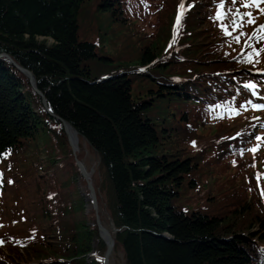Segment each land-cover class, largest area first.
<instances>
[{
    "label": "trees",
    "instance_id": "trees-1",
    "mask_svg": "<svg viewBox=\"0 0 264 264\" xmlns=\"http://www.w3.org/2000/svg\"><path fill=\"white\" fill-rule=\"evenodd\" d=\"M95 1L97 12H110L116 18L124 16V20L134 19L132 24L140 31L139 36L136 33L124 35L122 40H130L135 47L130 45L127 51L122 52L125 57L121 58L120 67L118 65L121 63L112 61L113 58L98 55L96 44L78 37L80 12L91 0H0V54L7 55L32 73L46 108L53 115H49L28 78L6 57H0V198L11 181L8 177L21 181L31 176L32 169L21 171L23 167L29 168L31 161L37 170L41 167L37 163V156L40 152L43 154V145L51 139L56 137V140L62 141L61 144L57 142L58 147L67 150L66 154L72 157L61 124L63 120L76 130L79 140L85 142L98 158L101 179L97 182V189L102 197L101 206L117 230L113 234V252L121 253L122 264H264L262 158V164L257 166L263 173L259 186L253 171L257 159L255 167L250 163L252 173H241V179L235 181L241 182L242 192L245 189L253 192L248 194L259 205L262 214L251 212V201L240 205L246 208L244 214L256 215L255 222L261 232H249L246 228L241 232H231V227L236 223L235 230H241V220L238 223L241 209L223 222L221 217H210L200 211H184L174 203L184 190L185 182L197 191L207 187L205 190L212 199L211 188L208 187L211 179H202L200 185L198 179H185L198 171L201 155H204L205 163L221 161L224 165L228 162L234 169L243 170V163H238L237 156L244 159L241 151H245V144L251 139L250 128L245 130L248 133L245 136L241 131L240 134L218 135L225 127L209 128L216 129L214 136L218 135L217 139L191 156L185 155L183 161L175 146L187 140L191 147L196 148V131H203L209 124L217 126L226 124L227 120H237L241 114H251L249 101L264 105V75H258L259 71H255L264 66V52L258 58L253 57L254 61L259 60L258 63L245 62V57L253 48L263 49L259 43H264V40H246L250 28L261 21L263 14L254 7L245 10L239 3L233 5L231 0H225L223 25H227L231 33L226 36L221 31V22L215 19L220 0H183L188 10L174 40L178 6L182 0ZM236 8L241 14L252 12L256 18L255 24L250 26L245 17L242 29L234 31L231 21ZM261 8H264V4H261ZM166 10H172L171 15ZM132 11L137 13L136 19L131 16ZM162 14L164 22L160 24ZM194 15L201 18L198 23L206 21L209 27L212 26L216 37L224 36L227 40L225 46H235L237 53L231 57L220 56L223 50H219L222 44L219 39L218 46L210 45L211 49L206 51L211 58L204 59L202 50L189 43L195 38L192 29ZM95 18L90 14L87 23L94 22ZM148 19L152 25L149 33L143 34L142 31L146 29H142V26ZM95 26L97 22L93 24ZM240 32L245 35L236 43L234 37ZM101 36L104 34L101 33ZM46 39H51L52 43L47 45ZM140 39L143 40L141 49L137 47ZM245 41L252 48L247 47ZM192 47L200 53L191 56ZM133 50L137 59L131 57ZM97 59L102 62L100 66L91 64ZM218 61H227V64L213 70L207 68ZM201 69L204 70L199 72ZM245 84L256 87L247 89ZM233 86L238 92V101H235V95L227 94ZM254 90L256 95L252 94ZM206 101L210 108L216 104V111L199 115L201 121H186L188 113L177 111L176 106L186 102L200 105ZM228 104L240 114L233 117L230 112L226 113ZM260 111L264 116V110ZM177 114H180L183 126L191 129L193 137L190 140L179 130L175 132L176 129L169 123V119H176ZM262 115L260 117L263 118ZM218 116H223V119H217ZM231 144L236 145L231 149L232 158L229 157ZM78 146L80 148V143ZM193 158L197 161L194 162ZM67 165L69 171L79 174L74 163L68 162ZM7 169L8 172L12 171V177ZM64 182L63 187L67 190L72 182ZM219 182L226 188L225 179ZM69 191L72 192L71 189ZM55 196L47 194L49 204L57 206L64 202L63 199H60L62 203L56 199L54 201ZM70 197L72 200V193ZM81 205L80 209L83 207ZM65 207L64 204L57 207L61 214L59 217L66 214ZM72 208L75 210V206ZM42 217L46 221L49 218L45 210ZM14 220L0 212V241L3 242L0 245H4L3 249L9 256L0 253V264H24L33 260L42 262L51 259L54 253L69 251L65 248L60 250L62 246L55 248L57 253L42 248L41 240L46 238L53 241H56V237L74 240L75 244L71 247L75 250L70 252L71 257L89 252L102 255L105 250L98 238L95 223L88 226L82 222L79 225L82 234L73 235L65 230L67 225L62 227L60 223L50 233H46V228L34 226L26 234L32 240L19 244L11 237L10 225ZM30 245L34 249L45 250L42 251L44 254L30 250ZM19 249L24 250L25 254L19 255ZM59 255H56L57 258H61L62 255ZM95 263L101 264L100 261Z\"/></svg>",
    "mask_w": 264,
    "mask_h": 264
},
{
    "label": "rangeland",
    "instance_id": "rangeland-1",
    "mask_svg": "<svg viewBox=\"0 0 264 264\" xmlns=\"http://www.w3.org/2000/svg\"><path fill=\"white\" fill-rule=\"evenodd\" d=\"M96 1L91 0V2L86 5H84V10L82 9L79 16V30H78V37L80 40H87L94 44H96V51L97 54L100 56H105V58H113L112 61L121 63V58L124 59V55H122V52L127 51V47H135L133 44L130 43V40H122L124 38V35L126 33L132 34L136 33L137 36L141 35L140 31L132 24L134 19L132 20H124V16H121V18H116V15H111V13H99L96 11L95 8ZM237 3L241 5V0H237ZM181 3L179 2V5ZM124 7V6H123ZM245 9V8H244ZM246 10V9H245ZM165 12L170 13L171 11L166 10ZM177 13V12H176ZM93 14L95 16V21L91 22L90 24L87 23V17ZM117 14V13H116ZM131 16H133L135 19L137 17V13L134 11L131 12ZM161 21L160 24L164 22L163 14L161 15ZM200 17H197L194 15V22L192 24L193 33L195 35L194 39L189 40V43L191 46H198L200 50H202L201 56H203L204 59L211 58L209 54L206 53L207 50L211 49L210 45L216 47L219 45V39L222 42L221 48L219 50H223L222 54L220 53V56L223 55L224 57H231L232 55H235L237 53V48L233 45L225 46L224 43L227 42L226 38L224 36H219L214 29L208 26L207 22H199ZM130 25H126L128 22ZM97 22V26L95 28L93 27V24ZM152 22L150 19H148L146 22L143 23L142 29H146V31H142V33H149V28L151 27ZM260 25H264V14L262 15L261 21H259L258 24H255L252 26L249 30L248 38L246 40H249V37L252 35V33L258 28ZM140 28V27H139ZM99 30V32H97ZM165 31V30H164ZM157 32V31H156ZM162 32V31H160ZM103 33L104 36L100 37V34ZM135 36V37H137ZM40 41L43 39H39ZM47 45L52 43L51 39L45 40ZM255 41H257L255 39ZM140 46L137 45L139 49L142 48L143 40L140 39ZM201 43V45H200ZM209 43V46H207ZM196 44V45H195ZM260 45L262 44L264 49V43L260 42ZM225 46V47H224ZM200 51L197 48L192 47V55H198ZM133 59H137L138 57H135L134 50L131 55ZM235 59V58H233ZM120 60V61H119ZM137 61V60H136ZM227 62V61H226ZM226 62L221 63V61H218L217 63L214 62L211 65H209L207 68H211L210 70L217 69L222 66V64H227ZM91 64H95L100 66L102 62H100L99 59L94 60L91 62ZM108 64H112L109 63ZM122 65L119 64L118 67ZM263 66V65H262ZM204 69L199 70L203 71ZM255 71H259L258 75H264V66L256 69ZM239 91V89H238ZM222 92V91H221ZM256 95V90H254ZM237 90L236 87L233 86L230 92H227L228 95H235L236 100L238 101L239 97H237ZM253 94V93H252ZM254 95V94H253ZM252 96V95H251ZM139 97H142V94H139ZM253 97V96H252ZM209 99V98H208ZM207 99V100H208ZM234 101V104H235ZM215 106L214 104L213 108H210L208 105V102H201L200 105H192L188 102L182 104L181 106H176L177 111H183L182 113H188L186 117V121L192 122L194 119H201L199 118V115H206L207 112H215ZM175 107L174 105L172 106ZM230 108V104L227 105V111ZM251 114L243 115L241 114V117H239L237 120L234 121H226V124H219L216 126V124H209L207 125L208 128H205L203 131L195 133L198 134L197 136V147L193 148L190 146V143L187 142V140H182L180 146H175V150L180 153L181 161L185 159L186 156H191L194 152H197L198 149L204 147L209 142L212 143V140L215 141L217 139L218 135H229L234 132V134H240L239 131H241L242 136H245L248 133H245V130L250 128V136L251 139L248 140V142L245 144L246 149L243 152L244 159H240L238 157V163H243V170L240 172L239 169H234L235 167L230 166L228 162L226 164L222 165L221 161H215V162H207L204 161V155L199 157L201 160L199 161V169L196 171L195 175H191L190 177H186L187 181H191L192 179H198V184L200 185L202 182V179H211V184L208 186L211 188L212 192V199H209L211 196L208 195L206 192V188H203L204 190H194V188H190L188 185H186V182L183 186V191L181 192V195L179 196V199L175 200V204L183 209L184 211H200L202 213L207 214L210 217L216 216L223 218V222L227 219L226 217L231 216L234 212H237L241 209V218L239 219L238 223L241 220V230H235L237 227L234 224L231 227V232H241L243 229L246 228V231L249 232H261L259 230V226L256 225V215L251 214H244L245 207L241 206L246 201H251V212L262 214L260 211L259 205L256 204L254 201V198L250 195L251 191L249 189H245V192H242L241 188V182H235L237 179H241V173H252V166H250V163L254 164L257 159V165L255 167L254 171V179H256L257 174H261V177L263 173L260 172L259 164H262L261 159L264 161V142H260V148L259 151L253 155L249 149L255 147L258 143L256 140L257 136L264 137V116L262 115L263 111H254L251 110ZM260 114L263 116L260 117ZM264 114V113H263ZM252 119V122H251ZM169 123L174 126L177 130L180 131V134L183 136L188 137L190 140L193 137L192 132L190 131V128H186L183 126V122L180 120V114H177L176 119H169ZM225 127L224 131L219 133L216 137L214 134H216V129H209V128H222ZM64 130V129H63ZM190 131V132H186ZM165 133V131H164ZM196 134V135H197ZM204 134V135H203ZM209 134V135H208ZM203 135V136H202ZM53 138V137H52ZM68 140V139H67ZM61 144L62 141L56 140V137L51 139V141L47 142L43 145V154L41 152L37 156V163L41 165V167H38V170L36 165L33 164V161H31V165L29 168L23 167L21 168V171H27L29 169H32V175L29 177H26L23 180L19 179H12L8 177V180H11L12 183H7L8 186L5 188L2 198H0V212H4L6 215V218L8 219H14L15 220L10 225L11 230V237L13 240L17 241L19 244H24L32 238L30 236H27L28 229L33 228L34 226L38 228L45 229L46 233H50V230H53L56 228V226H59V223L62 225H67L65 228L66 231H70L73 234H82V232H79V225H82V222H86V225L92 226L93 223H95V217L94 212L92 208V204L90 203L88 199V191L86 184L83 180V178L80 176V174L75 175V172L69 171L68 162L74 163L73 159L70 155L66 154L67 150L63 151L58 147V143ZM78 143H80L79 148V157L81 161L84 163L87 171L89 173H92V184L97 194V203L99 208V218L101 221V225L105 229H109L110 226V217L108 218V215L104 208L101 206V195L99 196V192L97 189V182L99 179H101L98 169V158L96 154L90 149V147L83 142L82 140H79ZM168 144V142L166 141ZM69 144V143H68ZM236 145H232L230 147V155L229 157L232 158V151L231 149L235 147ZM243 146V147H245ZM79 147V146H78ZM173 147V146H172ZM171 147V148H172ZM242 147V148H243ZM66 149V146H65ZM235 152V151H234ZM238 152V151H236ZM207 153V152H205ZM197 156V155H196ZM35 157V156H34ZM194 159V158H193ZM253 159V160H252ZM251 160V162H250ZM197 159H194V162H196ZM247 162L249 163V166H247ZM264 164V162H263ZM48 165V166H47ZM50 165V166H49ZM9 169V168H8ZM7 173L12 177V171ZM264 170V167H262ZM77 173H79L78 170H76ZM223 181V179L226 180L225 185L226 188H224L223 185L220 184L219 180ZM231 179V180H230ZM71 180V186L65 190L63 187V184L68 183V181ZM246 184V182H245ZM247 186V184H246ZM2 189V186L0 187V190ZM73 194V199L71 200L70 197V191ZM74 191V192H73ZM98 192V193H97ZM50 193L52 195L56 194L54 197V201L63 199L64 207L66 214H63L61 217H59V212L57 210V207L61 206L62 204H59L57 206L51 205L46 200L47 194ZM250 193V194H248ZM75 197V198H74ZM260 199V197H259ZM70 201H73L70 203ZM260 202V200H259ZM83 205L82 209H80V205ZM241 204V205H240ZM81 205V206H82ZM75 210L70 207H74ZM258 209V210H257ZM44 210L49 215V218H47V221L45 218L42 217V214L44 215ZM250 213V212H248ZM58 218L59 221H58ZM259 219V218H258ZM58 221V222H57ZM96 225V224H95ZM63 227V226H62ZM97 227V226H96ZM81 231L82 230L81 228ZM98 232V229H97ZM246 233V232H245ZM243 233V235H245ZM98 238L101 240L103 245H106L104 241L100 238L98 233ZM4 239V237L2 238ZM29 239V240H28ZM41 240V239H40ZM12 241V240H11ZM43 245L42 248H48L53 253L58 252L55 248H60V250L68 249L69 251L65 252H59L54 255H52L50 258L44 261H28L24 264H58L57 262H62V264H81L82 262H85V264H96L95 262L100 261L102 264V257L105 252H103L102 255H97L94 252H89L87 254H83L80 256H72L71 253L74 248L73 246L75 244L74 240L69 241L68 239H61V237H56V241H53L52 238H46L42 239ZM33 245V244H32ZM30 245L28 248L36 253L44 254L42 251L45 250H38L34 249ZM4 246V245H3ZM3 246L0 245V253L3 252V254H7L5 250L3 249ZM71 252V253H70ZM19 255L25 254V251L22 249L18 250ZM61 254V258H57L56 255ZM7 256V255H6ZM60 256V255H59ZM9 257V256H7ZM77 259V261H76ZM76 261V262H75ZM110 264H122V255L118 251H115L110 256Z\"/></svg>",
    "mask_w": 264,
    "mask_h": 264
},
{
    "label": "snow or ice",
    "instance_id": "snow-or-ice-1",
    "mask_svg": "<svg viewBox=\"0 0 264 264\" xmlns=\"http://www.w3.org/2000/svg\"><path fill=\"white\" fill-rule=\"evenodd\" d=\"M231 3L233 5H235L237 3V0H231ZM261 4H264V0H241V6L244 8H256L258 11L261 12V14H264V8H261ZM188 9L185 8L184 2L182 0L181 4L178 6V15L176 17V21H175V26H174V40L176 35H178V30L179 27L181 25L183 16L185 14V12ZM225 0H220V3H218L217 5V13H216V17L215 19L217 21H220L222 24L221 27V31L226 35H231V33L228 31V26L227 25H223V20L225 18ZM230 12L232 10H229ZM245 17H247L246 22L249 25H254L255 24V17L252 15V12H245L243 14L240 13L239 8H236L234 11V15L232 18V26H233V30L234 31H239L240 29H242L243 27V23L245 22ZM245 35L243 32H240L239 35H236L234 37V40L236 43H239L241 40V36ZM251 39H256L257 42L264 40V25H260L258 28H256V30L252 33V35L249 37V40ZM245 44L247 47L252 48V45L250 43H248V41H245ZM171 47V45H170ZM261 52H264V49H260V50H256L253 48L252 52H250L246 57H245V62L248 64H253L258 63L259 60H253V57H259ZM141 71H143V69H141ZM245 88L247 89H254L256 86L253 84H245L244 85ZM255 95V93H253ZM249 105H251L252 109L254 111H260V110H264V105L261 104H252L251 101L248 102ZM217 107H220L219 105ZM244 107L245 110H247L246 106H241ZM228 111L231 113V115L234 117L236 115H239V111L235 108H229ZM217 119H223V116H218L216 117ZM256 140L258 141L257 145L251 149H249V151H251L253 153V155H255L256 152L259 151L260 148V142H264V137L261 136H257ZM193 146H195V142H193ZM241 154H243V150L241 151ZM235 163V162H234ZM253 167H255V165H252ZM257 179V184L259 186V181L261 179V174H257L256 176ZM11 183V181H9ZM261 196L264 197V189H261ZM3 242L0 241V244H2Z\"/></svg>",
    "mask_w": 264,
    "mask_h": 264
},
{
    "label": "water",
    "instance_id": "water-1",
    "mask_svg": "<svg viewBox=\"0 0 264 264\" xmlns=\"http://www.w3.org/2000/svg\"><path fill=\"white\" fill-rule=\"evenodd\" d=\"M0 57H6L11 64L17 68L21 73H23L29 80V84L31 85V87L35 90V92L37 94L40 95L41 99L43 100V105L46 108V104L44 101V97L41 94V92L37 89L36 84H35V80L34 77L32 75V73L30 71H28L27 69H24L22 67H20L19 65H17L15 62H13L10 57H8L5 54H0ZM47 112L49 113V115H52V113L46 108ZM53 116V115H52ZM61 124L62 127L64 129V132L67 136L68 139V143L70 146V149L72 151V159L74 164L77 167V170L79 171L80 176L83 178L86 187H87V191H88V199L90 201V203L92 204V208H93V212H94V217H95V224L97 226L98 229V233L100 238L104 241L105 245H106V249L105 252L103 254L102 257V264H110V256L113 253V247H114V239H113V234L117 232L116 228L114 227L113 223L110 220V226L109 229H105L102 225H101V221L99 218V208H98V203H97V194L96 191L93 187L92 184V173H89L84 165V163L81 161V159H77L76 156V141L78 138V133L76 132V130L67 122L61 120ZM109 218V217H108Z\"/></svg>",
    "mask_w": 264,
    "mask_h": 264
},
{
    "label": "bare ground",
    "instance_id": "bare-ground-1",
    "mask_svg": "<svg viewBox=\"0 0 264 264\" xmlns=\"http://www.w3.org/2000/svg\"><path fill=\"white\" fill-rule=\"evenodd\" d=\"M78 141H79V139H77V141H76V144H75V146H76V148H77V150H76L75 152H76L77 159H79V160H80V157H79V147H78Z\"/></svg>",
    "mask_w": 264,
    "mask_h": 264
}]
</instances>
